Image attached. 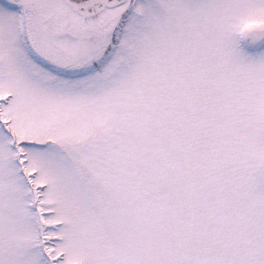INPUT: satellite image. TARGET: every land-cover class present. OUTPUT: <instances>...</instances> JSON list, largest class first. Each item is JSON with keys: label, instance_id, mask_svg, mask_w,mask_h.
I'll use <instances>...</instances> for the list:
<instances>
[{"label": "snow or ice", "instance_id": "obj_1", "mask_svg": "<svg viewBox=\"0 0 264 264\" xmlns=\"http://www.w3.org/2000/svg\"><path fill=\"white\" fill-rule=\"evenodd\" d=\"M0 264H264V0H0Z\"/></svg>", "mask_w": 264, "mask_h": 264}]
</instances>
